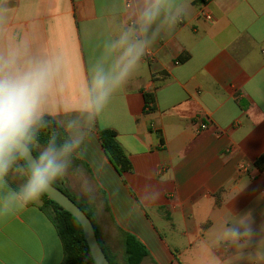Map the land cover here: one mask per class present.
<instances>
[{"label": "crops", "instance_id": "obj_1", "mask_svg": "<svg viewBox=\"0 0 264 264\" xmlns=\"http://www.w3.org/2000/svg\"><path fill=\"white\" fill-rule=\"evenodd\" d=\"M136 45L143 56L97 112V70L117 74ZM3 61L12 74L52 67L43 117L87 133L60 187L87 208L114 264L123 233L147 249L141 264H264V0H0ZM104 130L128 171L105 153ZM5 181L0 264H61L41 205L21 210ZM245 215L251 236L223 239Z\"/></svg>", "mask_w": 264, "mask_h": 264}, {"label": "clouds", "instance_id": "obj_2", "mask_svg": "<svg viewBox=\"0 0 264 264\" xmlns=\"http://www.w3.org/2000/svg\"><path fill=\"white\" fill-rule=\"evenodd\" d=\"M146 15L152 18L151 13ZM126 39L127 34H124L112 47L123 45ZM143 54V45L128 47L124 52L127 62L117 74L110 76L103 69L97 70L91 85V107L97 112L103 107L112 89L125 83ZM11 64V61L0 62V188L6 183L5 178L13 166L18 161L25 162L24 183L18 191L10 193L13 203L23 210L30 204H39L54 184L68 176L72 157L87 133L78 121H69L66 125L67 139L62 144L58 145L55 139L50 138L43 149H38L37 126L43 124L41 104L53 69L50 65H39L23 73L12 74L7 70ZM159 196L157 192L153 201ZM2 213L3 203L0 202ZM251 234V223L245 215L238 225L226 226L222 238L238 243Z\"/></svg>", "mask_w": 264, "mask_h": 264}, {"label": "trees", "instance_id": "obj_3", "mask_svg": "<svg viewBox=\"0 0 264 264\" xmlns=\"http://www.w3.org/2000/svg\"><path fill=\"white\" fill-rule=\"evenodd\" d=\"M147 101L151 102V98L149 97ZM37 128L39 129L37 135L38 144L43 147L47 145L50 138L55 139L58 145L62 144L64 140L67 139V135L62 127L50 117L44 116L42 126L38 125ZM100 141L105 153L119 172L128 171L130 169V164L117 144L114 133L108 130L101 131ZM33 154L35 155L36 153L34 152ZM18 163L24 170L26 169L25 162L18 161ZM255 164L260 170H264V155L260 156ZM60 182L61 181H58L54 186L60 189L84 211L94 226L98 240L97 230L89 211L86 207L77 203L66 191L62 190ZM41 203L40 210L53 224L61 242L63 250V261L61 264H94L82 229L77 220L69 213L62 210L56 203L48 199L46 195L42 197ZM122 236L125 264H141L143 260L149 256L145 246L132 234L123 233ZM102 250L110 264H114L106 254L105 250L103 248Z\"/></svg>", "mask_w": 264, "mask_h": 264}, {"label": "water", "instance_id": "obj_4", "mask_svg": "<svg viewBox=\"0 0 264 264\" xmlns=\"http://www.w3.org/2000/svg\"><path fill=\"white\" fill-rule=\"evenodd\" d=\"M45 195L48 199L56 203L62 210L66 211L77 220L82 229L94 264H110L97 240L94 226L84 211L55 186H53L52 190Z\"/></svg>", "mask_w": 264, "mask_h": 264}, {"label": "rangeland", "instance_id": "obj_5", "mask_svg": "<svg viewBox=\"0 0 264 264\" xmlns=\"http://www.w3.org/2000/svg\"><path fill=\"white\" fill-rule=\"evenodd\" d=\"M8 174L10 175L11 179L20 188L22 186V184L24 183V179H25V170L21 167V165L17 162V164L13 166L12 172L9 171ZM39 204L41 205L42 203L40 202ZM122 264H125L124 256H123V263Z\"/></svg>", "mask_w": 264, "mask_h": 264}, {"label": "built area", "instance_id": "obj_6", "mask_svg": "<svg viewBox=\"0 0 264 264\" xmlns=\"http://www.w3.org/2000/svg\"><path fill=\"white\" fill-rule=\"evenodd\" d=\"M205 18L207 20H210L211 19L210 15H208V14L205 15ZM240 170H244V167H240Z\"/></svg>", "mask_w": 264, "mask_h": 264}]
</instances>
